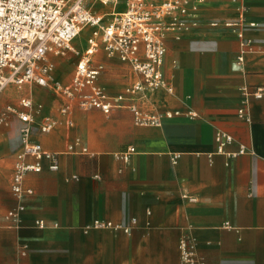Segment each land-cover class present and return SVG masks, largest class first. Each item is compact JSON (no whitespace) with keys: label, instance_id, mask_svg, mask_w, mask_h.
Returning a JSON list of instances; mask_svg holds the SVG:
<instances>
[{"label":"crops","instance_id":"0c3cea01","mask_svg":"<svg viewBox=\"0 0 264 264\" xmlns=\"http://www.w3.org/2000/svg\"><path fill=\"white\" fill-rule=\"evenodd\" d=\"M245 4L242 39L226 25L239 17L232 0H206L190 31L166 36L160 69L171 92L151 90L142 75L103 50L94 54L93 67H103L97 84L110 97H123L109 114L75 106L62 115L66 100L50 88H6L0 95V264H181L183 234L197 239L206 264H264V98L251 102L249 122L239 116L242 88L264 87V0ZM81 40L74 45L84 51ZM243 45L251 52L240 66ZM80 57H49L57 84L71 85ZM23 99L33 100V108H24ZM133 108L160 116L161 125L139 124ZM26 112L33 123L20 120ZM175 112L180 115L168 116ZM48 118L55 126L44 133ZM219 131L234 139L226 154L218 153ZM26 139L56 154L59 169L28 157L41 171L27 173L23 186L32 193L18 198L12 185ZM242 146L246 153L227 155ZM19 206L17 221L9 213Z\"/></svg>","mask_w":264,"mask_h":264},{"label":"built area","instance_id":"2783aa9c","mask_svg":"<svg viewBox=\"0 0 264 264\" xmlns=\"http://www.w3.org/2000/svg\"><path fill=\"white\" fill-rule=\"evenodd\" d=\"M206 0H0V95L11 85L22 87L26 84L47 87L62 96L66 103L60 109L62 115H70L75 106L83 110L99 109L109 114L113 108L119 107L123 97H110L98 84L102 66L93 67V55L103 50L109 58H118L128 64L134 71L142 75L151 90L166 89L171 92L161 72V64L165 55L164 41L168 34L179 38L180 33L188 32L192 25L190 20L199 12V6ZM237 5L238 19L226 23L234 29L242 39L241 28L247 12L245 0H232ZM109 8L101 12L100 8ZM196 25V24H194ZM87 34L84 51H79L74 42L83 34ZM251 49L242 46L237 57L240 66L245 63V56ZM70 53L80 55L76 72L69 87L51 85L53 64L49 60L51 54L67 56ZM137 86L135 89H139ZM244 106L239 116L250 121L248 107L253 100L264 98V87L254 90L249 85L242 88ZM24 108L32 109L33 100L23 99ZM136 120L141 125L159 126L161 117L143 114L133 108ZM179 116V112L168 114ZM23 123H33L29 112L20 113ZM190 118L196 114L190 113ZM42 128L49 133L55 126L52 118ZM26 136L29 127L24 128ZM234 141L225 132L216 134L218 153L226 154L225 147ZM241 147L238 153L227 154L231 158L246 153ZM28 157L37 160L45 158L51 162V170H58V156L42 151L38 143L29 139L24 141L23 151L18 155L15 166L12 190L21 198L25 193V176L29 172H40L39 163L30 164ZM190 202L197 198L184 196ZM23 207L9 213L10 218L19 221ZM151 215V212H148ZM137 225V220H132ZM44 227L43 222H38ZM149 226V224H148ZM103 225L96 224L95 228ZM111 227V226H109ZM115 230H123L130 234L129 227L118 226ZM181 264H206V259L198 250V241L191 235L183 234L179 240Z\"/></svg>","mask_w":264,"mask_h":264},{"label":"rangeland","instance_id":"374dc122","mask_svg":"<svg viewBox=\"0 0 264 264\" xmlns=\"http://www.w3.org/2000/svg\"><path fill=\"white\" fill-rule=\"evenodd\" d=\"M101 11V10H100ZM82 38V40H86V38H87V34H83L81 37H80V39ZM81 40V42L80 43H83V41ZM85 42V41H84ZM81 45V44H80ZM49 57H60V56H56V55H53V54H51ZM50 59V58H49ZM51 63L53 64V62L51 61ZM53 70H54V68H53ZM51 80H52V82H51V85H54V84H57L58 82H56V80H55V77L54 76H52L51 77ZM57 85H61V84H57ZM62 86V85H61ZM12 95H14V96H17L18 94L17 93H14V94H12Z\"/></svg>","mask_w":264,"mask_h":264},{"label":"bare ground","instance_id":"6f19581e","mask_svg":"<svg viewBox=\"0 0 264 264\" xmlns=\"http://www.w3.org/2000/svg\"><path fill=\"white\" fill-rule=\"evenodd\" d=\"M57 82V81H56Z\"/></svg>","mask_w":264,"mask_h":264}]
</instances>
